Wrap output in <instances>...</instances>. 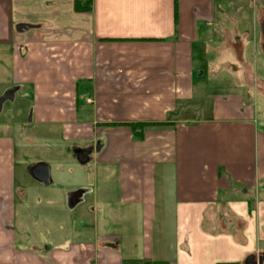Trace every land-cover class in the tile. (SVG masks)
Returning a JSON list of instances; mask_svg holds the SVG:
<instances>
[{"label": "crops", "instance_id": "obj_1", "mask_svg": "<svg viewBox=\"0 0 264 264\" xmlns=\"http://www.w3.org/2000/svg\"><path fill=\"white\" fill-rule=\"evenodd\" d=\"M263 19L264 0H0V112L19 102L25 134L0 135V264H264ZM38 145L65 156L45 193L35 164L16 175Z\"/></svg>", "mask_w": 264, "mask_h": 264}, {"label": "rangeland", "instance_id": "obj_2", "mask_svg": "<svg viewBox=\"0 0 264 264\" xmlns=\"http://www.w3.org/2000/svg\"><path fill=\"white\" fill-rule=\"evenodd\" d=\"M260 63L261 65H259V75L260 77H264V56H262V54L260 55ZM3 91V85H0V97L3 95ZM252 96L254 97V108L256 110V124L261 133L264 134V91L261 90V92H256L252 94ZM21 109L22 107L20 106L19 102L14 103L12 100H9L4 104V109L2 112H0V135H11L17 137L21 134V132L17 133L6 126L13 122L17 115V111H20ZM19 120H21V118ZM23 134L24 133L22 132L21 135ZM44 147H46V145L32 146L30 149H25L22 146H18L16 156V175L19 185H21V181L26 178L27 168L29 166L34 164L36 165L54 162L56 160H62L65 157L64 153L61 151L50 152ZM106 173L107 172H104L103 176H105ZM112 176L114 177L115 175L112 174ZM101 185H104V182H101ZM35 187H38V189L43 193L52 191L51 186L38 184L35 185Z\"/></svg>", "mask_w": 264, "mask_h": 264}, {"label": "trees", "instance_id": "obj_3", "mask_svg": "<svg viewBox=\"0 0 264 264\" xmlns=\"http://www.w3.org/2000/svg\"><path fill=\"white\" fill-rule=\"evenodd\" d=\"M93 8V0H74V9L77 13H89L92 11ZM159 124H137V125H131L132 131L135 134V137H142L143 132L149 128L152 127H158ZM130 264H143L138 263L136 261L130 263ZM144 264H152V263H144ZM157 264V263H153Z\"/></svg>", "mask_w": 264, "mask_h": 264}, {"label": "water", "instance_id": "obj_4", "mask_svg": "<svg viewBox=\"0 0 264 264\" xmlns=\"http://www.w3.org/2000/svg\"><path fill=\"white\" fill-rule=\"evenodd\" d=\"M260 28L263 40L262 52L264 56V19L260 24ZM29 175L32 177V179L40 184H43L45 186H48L50 184V169L46 164H38L30 167Z\"/></svg>", "mask_w": 264, "mask_h": 264}]
</instances>
